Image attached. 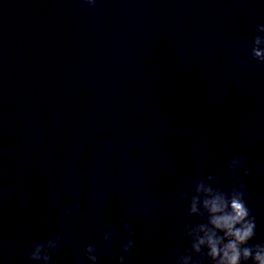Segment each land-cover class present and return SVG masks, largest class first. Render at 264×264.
Returning a JSON list of instances; mask_svg holds the SVG:
<instances>
[{
	"label": "clouds",
	"instance_id": "9594fccd",
	"mask_svg": "<svg viewBox=\"0 0 264 264\" xmlns=\"http://www.w3.org/2000/svg\"><path fill=\"white\" fill-rule=\"evenodd\" d=\"M89 5H94L95 0H85ZM257 30L261 35L253 37L251 55L254 60L264 63V24L257 25ZM242 158L234 156L228 163V172L233 180H237L235 173L243 172L249 174L247 167L241 168ZM219 178L213 175L202 176L196 179L191 191L194 194L183 192L180 194L181 201H188V214L190 216L205 217L203 223L186 224L184 231L189 238V248L184 253L178 249L169 252V257L173 254L178 258L177 264H203V260H208L209 264H264V243L249 245V241L256 235L255 217L252 216L249 207L244 199L245 185L237 180V185H233L227 191H222L218 184ZM8 185L4 191H10ZM80 206L65 210L66 215L79 212ZM123 229L127 231L128 240L124 241L122 251L128 253L135 246V241L131 239L134 232L127 221L123 222ZM111 232L106 233L104 240L110 246L109 237ZM59 237L55 240L39 241L34 243L27 259L29 261L50 264L53 256L59 250ZM206 251H203L205 250ZM86 259L91 264H97V250L89 245L86 250ZM199 255L200 259H194ZM117 264H125V257L120 256ZM77 264H82L77 261Z\"/></svg>",
	"mask_w": 264,
	"mask_h": 264
}]
</instances>
